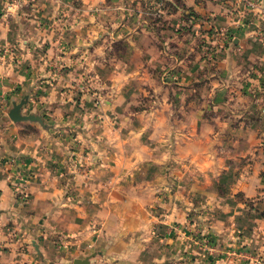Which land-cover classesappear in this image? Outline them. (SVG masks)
Here are the masks:
<instances>
[{
    "label": "crops",
    "instance_id": "crops-1",
    "mask_svg": "<svg viewBox=\"0 0 264 264\" xmlns=\"http://www.w3.org/2000/svg\"><path fill=\"white\" fill-rule=\"evenodd\" d=\"M256 2L248 8L233 0H0V264H74L81 242L106 232L112 255L124 246L126 263L143 264L151 223L137 208L154 194L155 177L141 173L155 150L110 145L97 126L110 113L121 117L119 105L131 107L136 85L149 92L155 52L168 64V101L179 106L188 141L202 142L183 141L187 146L176 151L187 159L181 168L190 169L192 185L208 192L191 226L211 239V249L199 251L196 237L182 234L187 221L176 204L162 219L171 256L164 252L156 263L264 264V0ZM23 97L42 123L8 120ZM57 103L65 112L52 116ZM140 114L128 112V125ZM46 115L71 122L68 141L47 126ZM81 120L88 125L79 129ZM32 127L35 138L27 135ZM128 129L117 133L137 143L145 133ZM247 158L253 163L241 165ZM226 159L254 173L241 174L230 192H212L209 179L224 184L220 175L232 167ZM240 193L245 200H237Z\"/></svg>",
    "mask_w": 264,
    "mask_h": 264
},
{
    "label": "rangeland",
    "instance_id": "rangeland-1",
    "mask_svg": "<svg viewBox=\"0 0 264 264\" xmlns=\"http://www.w3.org/2000/svg\"><path fill=\"white\" fill-rule=\"evenodd\" d=\"M233 2L237 4V0H233ZM240 4L244 5L242 3ZM153 13L154 12L151 10L149 16L152 19L158 18V16H155V14ZM189 39L191 38L187 36L186 40L188 44ZM155 55H157V52H155L153 55H150L149 57L150 63H152L153 61L155 64H158V66L155 65L156 68L154 69V72L156 71V73L154 74V72H152V75L154 76L152 80L147 84L149 92L146 93L144 91V88H142L141 86L139 87V84L136 85V88H133L129 91L131 94L129 97H131L132 99V102L130 103L131 107L129 109L126 107V109H124L123 105H119L118 109L121 111V117L115 112V114L110 113L112 114L109 115L110 118H108V120L104 119V121L101 122V125L99 124L100 122H98L97 126L104 132V134H106L107 132L108 135L106 134L102 139H104V141H106V143L110 145L117 146L118 144L124 143L126 141V143L128 142L133 145H145L148 146V148H152L155 150L154 152H152V154H150V156L152 157L150 165H148L146 169L142 171L141 175L149 176L150 178L155 177L154 180L160 176L162 177L161 182L158 181L157 183H154V180H151L152 186L150 188L154 192V194H158L160 197L151 194L147 199V202H145L144 206H140L141 201H138L136 199L137 206H140L137 209H140V211H144L145 216L150 218L151 223L150 225H148V232H150V247L146 252H144V254L140 255V259L142 260L143 264H159L156 262L159 259L162 260V255L164 252H167L166 255L171 256L169 251H165V244L162 243V237L164 236L162 234V219H164L166 213L172 214L174 212L176 204L185 215L187 221V224L183 229L184 233L182 232V234H185L188 237H196L192 238L196 243H198V246H200L201 249L198 250L202 251L203 253H207L209 251L208 247L210 246V243H208V241L211 240L207 236H198L197 233H194L192 230L191 224H193L196 220L195 215L198 214V212H202L205 205L204 197L208 195V192L206 191L205 187L201 189V187L199 186H193L190 169H186L184 167L181 168L182 163L187 161V159H184L186 157H180L181 153L177 152L176 150L181 145L183 147L187 146V142L183 141L189 140L188 138L190 137H187L186 135L189 134V130L188 128L184 129L186 125L182 124V122L177 117L176 111H178L179 106L173 103V98L168 101L169 95H173V90L171 88H166L164 82H167V80L163 78L164 66H168V64H165L160 59H158L160 61L157 62L158 57H156ZM136 63H139L138 60ZM24 98L26 97H23V99ZM19 102H21V100H18V102L16 103ZM28 104L29 103H27L23 107V114H34L40 116L39 112L32 111V108H34L35 104L34 106H32V104ZM53 105L59 106L58 108L60 110H56L57 108L52 106L54 107V110L50 109L52 116L56 111H60L59 113L65 112L66 108H64V106H62L61 104L57 103ZM8 106L10 108L11 104L7 105V107ZM130 111L133 113H141L140 115L142 116H135L133 125H128L127 118H125L128 116L127 113ZM108 112L111 111L109 110ZM56 116L58 115L56 114ZM46 118H48V121L46 123L48 124L47 126L50 128H55V130H59L62 133L61 139L64 140V142L68 141L66 139L67 136H65L68 131L64 130L71 129V122L50 120L52 117L49 115H46ZM8 120L11 121L9 112ZM76 124V127L79 129H81L80 127L84 128L86 125H88L84 120H81ZM128 126L130 127V129H140L141 127L145 129L144 135L142 133L138 135L140 142L138 141L137 143L136 141H134V136H126L121 135V133H117V130H121L123 133H125V131L129 130ZM180 132H182V134H180ZM27 135L29 137L35 138L39 135V130L32 127L27 130ZM121 140L122 142H120ZM188 142L190 144L196 143L199 145L200 143V145H202L201 139L197 137L193 138V141ZM206 142L207 139L205 142H203V145H207ZM256 155L259 156V153H256ZM110 157L114 156L110 155ZM115 159H118V157H115ZM119 159L123 158L119 157ZM158 160H162V166L160 167H158V165H160V162H158ZM232 160H229L230 162H233L231 165L232 167L225 170L223 175H220L222 176V180L223 178L226 180L224 184H220L219 180L216 177H211L209 179L211 181L210 184H208V187L210 190H212V192L219 189L221 193L230 192V187L235 186L233 185V182H237L236 178H238L241 174H246L249 177L250 175H252V173H254L253 168H248L247 170L236 168L238 160ZM250 162L253 163V161H249L247 158L241 162V165H248ZM262 171V176H264V170ZM181 174L183 176L179 178L178 176ZM138 175V170H136V177L140 178ZM214 182H216V184H214ZM192 192H195L197 194H193ZM176 196L178 197L176 198ZM236 198L238 201L245 200L242 193L238 194ZM192 200L196 202L194 203ZM250 202L251 200L249 199L247 203L250 204ZM192 203L195 205H192ZM176 225H179V223ZM175 230H180V228L175 226L174 231ZM98 235L99 232L96 233V237H98ZM147 235H149V233H147ZM111 237L112 235L107 234L106 232V234H103V236L99 235V238H97L96 241L93 240L91 242H81V244L77 247L78 249L75 256L81 257V259H92L94 262L93 264H128L125 261L126 259L123 258V254L120 255L124 246H121L119 247V249H117V251H114L115 253L113 255L110 253V245L112 242H107V240H109V238ZM124 244H126V241L124 242ZM187 249L195 252L193 247L188 246ZM229 252L230 253L227 254L231 257H240V255L242 257L243 255L241 251ZM117 253L120 256L119 258L115 257ZM182 254L184 253L182 252Z\"/></svg>",
    "mask_w": 264,
    "mask_h": 264
},
{
    "label": "water",
    "instance_id": "water-1",
    "mask_svg": "<svg viewBox=\"0 0 264 264\" xmlns=\"http://www.w3.org/2000/svg\"><path fill=\"white\" fill-rule=\"evenodd\" d=\"M28 103V97L21 100L19 103H15L13 105V108L9 112L10 119L15 122H22V121H32V122H43V119L41 116L29 114L24 115L23 114V107ZM74 264H90L89 259H77Z\"/></svg>",
    "mask_w": 264,
    "mask_h": 264
},
{
    "label": "built area",
    "instance_id": "built-area-1",
    "mask_svg": "<svg viewBox=\"0 0 264 264\" xmlns=\"http://www.w3.org/2000/svg\"><path fill=\"white\" fill-rule=\"evenodd\" d=\"M240 3L244 4L248 8H256L258 5L256 0H237V4L241 5ZM209 249L211 248L209 247Z\"/></svg>",
    "mask_w": 264,
    "mask_h": 264
},
{
    "label": "trees",
    "instance_id": "trees-1",
    "mask_svg": "<svg viewBox=\"0 0 264 264\" xmlns=\"http://www.w3.org/2000/svg\"><path fill=\"white\" fill-rule=\"evenodd\" d=\"M193 17L194 20H197V16L195 17L194 15L190 16V18ZM200 44L204 45V43H202V41L199 42Z\"/></svg>",
    "mask_w": 264,
    "mask_h": 264
}]
</instances>
